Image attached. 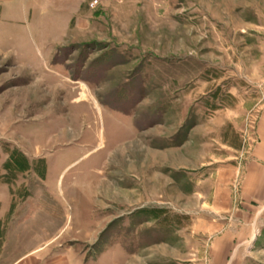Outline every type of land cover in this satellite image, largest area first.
<instances>
[{"label": "rangeland", "instance_id": "374dc122", "mask_svg": "<svg viewBox=\"0 0 264 264\" xmlns=\"http://www.w3.org/2000/svg\"><path fill=\"white\" fill-rule=\"evenodd\" d=\"M10 4L0 186L22 209L16 250L106 264L108 245L141 242L131 264H264V198H242L264 110V0ZM222 230L231 243L213 259Z\"/></svg>", "mask_w": 264, "mask_h": 264}, {"label": "crops", "instance_id": "0c3cea01", "mask_svg": "<svg viewBox=\"0 0 264 264\" xmlns=\"http://www.w3.org/2000/svg\"><path fill=\"white\" fill-rule=\"evenodd\" d=\"M12 1L16 0H0V8H4L6 13L10 12L9 10L12 7L10 2ZM257 133L259 136V144L254 149L253 160L251 159L252 161H248L246 166H244L243 181L245 186L242 187V198L245 201L249 199L253 200L254 196L264 198V110L258 123ZM0 189L3 190V197L0 200V264H84L82 254H78L73 249H65L61 246H55L54 248L49 249L46 243L43 242H32L30 244L23 243L22 249L16 250L18 244L15 245L12 233L16 230V226L24 224L23 219H15L16 213L21 212L22 209L10 208L9 205H11L13 198L11 192L9 193L2 185L0 186ZM25 215L22 214V216ZM219 230H221V227ZM224 230L219 233L216 239L215 237L212 238L209 252L213 259H215V252L218 254L220 251L225 250V248L229 246V243H231V236L228 234L230 231ZM33 232L34 231L31 232L32 236ZM224 232H226L225 235H223ZM254 239L255 237H253L251 241ZM122 244L124 250H121V248H117L118 250H115V244L108 245L106 264H131L133 260H145V257H141L142 249L145 247L143 245L140 246L141 242L136 244L139 245L138 250L132 254L131 252H127L125 250L126 248H130V245L126 246L125 243ZM7 247L12 248V252L8 253V256L5 255V257H3V251ZM226 252L227 250H225V253ZM102 258L103 257H98L92 261L91 264H102ZM143 264L147 263L143 262ZM174 264L180 263L174 260Z\"/></svg>", "mask_w": 264, "mask_h": 264}, {"label": "bare ground", "instance_id": "6f19581e", "mask_svg": "<svg viewBox=\"0 0 264 264\" xmlns=\"http://www.w3.org/2000/svg\"><path fill=\"white\" fill-rule=\"evenodd\" d=\"M81 94V93H80ZM86 97V96H85ZM80 99H84V94L80 95ZM81 102V101H80Z\"/></svg>", "mask_w": 264, "mask_h": 264}, {"label": "built area", "instance_id": "2783aa9c", "mask_svg": "<svg viewBox=\"0 0 264 264\" xmlns=\"http://www.w3.org/2000/svg\"><path fill=\"white\" fill-rule=\"evenodd\" d=\"M96 2L91 3V6H93Z\"/></svg>", "mask_w": 264, "mask_h": 264}]
</instances>
